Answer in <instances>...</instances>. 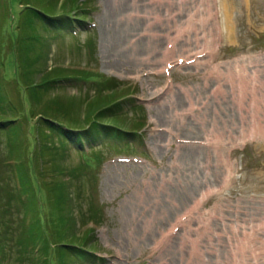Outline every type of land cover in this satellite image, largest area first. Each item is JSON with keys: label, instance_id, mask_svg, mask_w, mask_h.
Instances as JSON below:
<instances>
[{"label": "rangeland", "instance_id": "rangeland-1", "mask_svg": "<svg viewBox=\"0 0 264 264\" xmlns=\"http://www.w3.org/2000/svg\"><path fill=\"white\" fill-rule=\"evenodd\" d=\"M15 2L0 0V44L13 84L14 39L31 33ZM232 2L230 40L207 27L212 0H87L84 30L39 29L43 75L61 66L113 79L134 93L122 100L121 118L144 117L145 127L119 151L112 138L99 145L83 134L78 151L62 148L30 116L15 148L0 133V264H33L19 253L35 254L26 242L34 212L20 201L24 188L12 171L21 156L32 160L40 185L62 186L72 233L93 231L95 264H264V0ZM241 75L248 81L242 100L231 83ZM80 84L64 82L51 96L70 108L81 103L82 119L85 104L107 93L99 83ZM253 116L261 133L251 129ZM212 123L231 132L215 142ZM36 195L49 202L45 187ZM58 248L49 249L52 264Z\"/></svg>", "mask_w": 264, "mask_h": 264}, {"label": "trees", "instance_id": "trees-1", "mask_svg": "<svg viewBox=\"0 0 264 264\" xmlns=\"http://www.w3.org/2000/svg\"><path fill=\"white\" fill-rule=\"evenodd\" d=\"M15 1L12 5L17 4L16 10H18V14L24 16V26L31 33L23 38L14 39L11 49L14 55V70L11 69V80L17 88L13 83H10L8 79L10 76L6 74L8 71L5 67L8 60L4 57L0 44V133L6 136L10 145L15 148L16 141L19 140L18 137L20 138L24 134L22 131L26 121L29 120V116L38 119L39 127L45 130L48 137L53 135L62 148L73 147L77 151L82 143L80 138L82 134L86 138L91 137L92 143L96 142L95 144L104 142L106 138L121 140L135 136L134 132L137 133L136 129L141 126L143 121L121 118L120 105L128 92L126 94L121 92L119 86L117 89L113 79L105 78L96 71L74 70L61 66H54L43 75L44 62L40 61L41 54L35 49L40 41L38 39L39 29L54 31L59 34L61 31L67 30L68 26H84L86 24L84 19L88 16V8L85 9L87 0L81 2L79 0ZM91 48L94 49L95 44L91 45ZM92 72L93 74H91ZM64 82L78 86H82L81 82L90 85H98L99 83L104 89V93L107 94L88 101L85 104L81 119L78 117L80 115L79 109L81 111V103L70 108L69 105L62 104L59 98L54 99L51 96L63 86ZM9 88L13 92L9 91ZM13 97L17 101H14ZM123 128L127 131H124ZM39 135L45 138L43 130L42 133L39 132ZM24 162L25 159L21 156L19 162H13V164L22 168ZM23 168V174L20 175V178L25 199L22 204L30 211H34L32 224L36 225L30 228V236L26 238V242L29 243L27 248L31 247L30 250L35 248L36 255L30 254L31 258L28 252L19 254L24 256L25 260L31 259L33 264H52V257H50L52 253L49 252L52 244L54 248L56 245L59 246L58 259L55 264L98 263L92 251L95 248L91 245H95L92 230L87 229L80 234L76 230V235L72 233L75 229L73 227L75 223L73 215L64 210L63 197H61L62 186L56 183L52 184V180L49 179L40 185L38 176L36 177L39 179L34 183V166L31 161H28V164ZM50 176L55 179L56 175L51 172ZM37 185L42 186L41 188L38 187L39 190L45 187V194L50 195L49 202L44 203L46 215L43 214L44 211L42 210L38 216L37 207L40 206L43 209V202L41 201L42 206L39 205L40 199L36 195L39 191ZM0 214L2 215V212ZM22 263L15 261L13 264Z\"/></svg>", "mask_w": 264, "mask_h": 264}, {"label": "bare ground", "instance_id": "bare-ground-1", "mask_svg": "<svg viewBox=\"0 0 264 264\" xmlns=\"http://www.w3.org/2000/svg\"><path fill=\"white\" fill-rule=\"evenodd\" d=\"M233 0H212V4L206 6L207 7V17L204 18V20H207L209 22L208 26L210 29L212 30H216L217 33L219 32V36L218 37H221L222 40H230L232 38V35H233V29H234V26L233 25V22H232V9H233ZM215 5H218L220 7V9L217 11V8H215ZM217 13H219L220 16L219 19L217 20L218 16ZM210 21H213V24H210ZM82 30H84V26H76ZM222 28V29H220ZM68 30V32H73V27L71 26H68L66 28ZM205 45L207 48H210V46L212 45L211 41H206L205 42ZM171 52L172 50H168L167 47L164 48L163 52H162V56L159 60H161L162 62H165L168 60V58L171 56ZM153 56L151 55H148L146 56L142 61H144L145 63H149L150 60L152 59L153 60ZM233 73V71H231V74ZM243 75V74H242ZM241 75V76H242ZM233 76H230V79L232 78ZM231 83H237V85L239 86V98L240 100L246 98L247 96V91H246V87H247V79H245L244 76H242V80H240V77H239V80L237 81H233ZM256 122V123H253V122ZM251 129H255L257 128L256 132H260L261 133V130H260V127H261V124H260V119L259 118H256L253 116L252 118V123H251ZM212 129L208 130V135H210L211 138H213V140L216 142V139L219 140L220 138V135H224L225 132H231V131H226L228 128H220V127H217L214 123H212ZM231 130V129H229ZM244 135V134H243ZM160 138H156L155 139V144H157V141L159 140ZM209 145V143H208ZM219 147V145H218ZM228 170V168L226 169V171ZM168 182L162 180L160 182V188H164L166 185H167ZM172 227V225H171ZM165 233H163L162 235V238H164V235ZM181 252V255H183V252L182 250L180 251ZM182 264H185V263H182Z\"/></svg>", "mask_w": 264, "mask_h": 264}]
</instances>
